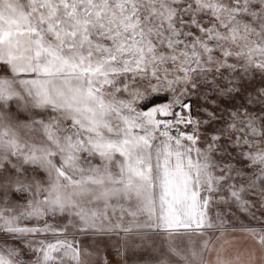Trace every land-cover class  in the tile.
<instances>
[{
	"label": "snow or ice",
	"instance_id": "obj_1",
	"mask_svg": "<svg viewBox=\"0 0 264 264\" xmlns=\"http://www.w3.org/2000/svg\"><path fill=\"white\" fill-rule=\"evenodd\" d=\"M109 241L264 264V0H0V264Z\"/></svg>",
	"mask_w": 264,
	"mask_h": 264
},
{
	"label": "crops",
	"instance_id": "obj_2",
	"mask_svg": "<svg viewBox=\"0 0 264 264\" xmlns=\"http://www.w3.org/2000/svg\"><path fill=\"white\" fill-rule=\"evenodd\" d=\"M219 236V233H217ZM232 242L236 243L239 241L243 243V238L239 232L233 233L231 229L224 233L223 240L221 242ZM101 252H100V259L102 262H107V264H122V258L118 254L116 248L113 247L111 241L107 242V244L100 245Z\"/></svg>",
	"mask_w": 264,
	"mask_h": 264
},
{
	"label": "rangeland",
	"instance_id": "obj_3",
	"mask_svg": "<svg viewBox=\"0 0 264 264\" xmlns=\"http://www.w3.org/2000/svg\"><path fill=\"white\" fill-rule=\"evenodd\" d=\"M157 102L159 103L160 101H157ZM192 103H193V115H196L197 102H196L195 99H193ZM242 222H244V221H243L239 216L235 217V223H236L237 225H239V224L242 223Z\"/></svg>",
	"mask_w": 264,
	"mask_h": 264
}]
</instances>
